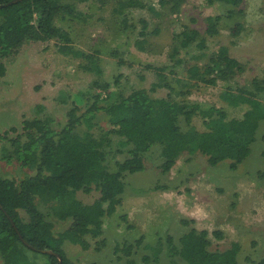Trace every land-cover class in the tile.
I'll list each match as a JSON object with an SVG mask.
<instances>
[{"label":"rangeland","instance_id":"374dc122","mask_svg":"<svg viewBox=\"0 0 264 264\" xmlns=\"http://www.w3.org/2000/svg\"><path fill=\"white\" fill-rule=\"evenodd\" d=\"M141 1L153 6L160 15L156 17L139 8L125 10L128 21L123 28V16L115 12L114 2L105 0L101 4L89 0L77 4L79 19L57 20L69 32L75 49L84 54L98 52L95 66L100 72L85 70L87 63L83 59L61 56L54 41L25 43L2 59L6 74L0 79L1 177L19 182L33 175L20 167L10 145L15 139L24 141L22 122L48 117L55 130H61L68 111L76 107L80 115L94 102L93 96L99 95L100 100L104 97L95 82L108 84L111 92L119 89L128 94L134 89H146L155 98H166L168 90L155 85L157 77L146 68L148 65L166 67L164 75L177 101L215 106L224 111L227 120L242 118L249 107L229 105L221 96L227 88L233 94L241 89L254 91V79L264 82V0L242 1L243 29L237 38L231 37V22L226 20L219 22L218 35L205 34V19L224 13L225 6L220 7L219 3L208 5L207 0H184L174 13L160 7L159 0ZM142 20L148 24L145 37H139ZM186 30L197 31L199 38L205 39L206 47L181 50L177 58L184 63L175 66L170 53ZM137 40H144V51L135 47ZM221 47L241 64L242 73L234 75L231 81H218L214 87L188 86L183 67L203 66ZM261 86L263 91L254 93L264 104V84ZM104 116L98 112L93 119L90 132L96 138L109 130ZM193 124L197 130H204L199 118ZM113 139L108 162L115 169V162L127 156L128 147H118L117 138ZM249 149L248 157L234 172L230 171L228 161L211 167L206 157L197 154L191 161L188 155L180 156L172 169L163 173L158 167L159 147H153L144 156L142 172L124 174L123 202L112 216L104 218L102 236L91 241L87 251L67 244V258L75 264H170L173 259L184 264L179 258H168L165 241L171 237L172 243L179 245V238L195 229L208 233L221 231L223 239L211 238V249L225 250L231 243H238V264H248L246 258L257 264L264 259V157L261 154L264 121L259 123ZM76 198L83 204H91L98 194L78 192ZM71 225V221L56 222L53 233L63 232ZM101 240L104 243L96 245ZM125 244L133 246L130 256L115 250L116 245Z\"/></svg>","mask_w":264,"mask_h":264},{"label":"trees","instance_id":"16d2710c","mask_svg":"<svg viewBox=\"0 0 264 264\" xmlns=\"http://www.w3.org/2000/svg\"><path fill=\"white\" fill-rule=\"evenodd\" d=\"M12 1L0 0V79L6 74L2 59L28 42L54 41L61 56L83 59L87 63L85 70L100 72L95 66L98 52L84 54L75 49L69 32L57 24L58 19L66 17L79 19L81 13L77 4L89 0ZM96 1L105 3V0ZM110 1L115 3V12L123 16V28L128 21L125 10L139 8L153 16L160 15L153 6L141 0ZM183 1L159 0V5L175 13ZM242 1L207 0L208 5L219 3L225 9L224 13L205 19V34L209 37L218 35L219 22L226 20L231 22V37H239L243 29L240 18L244 13L240 8ZM140 23L139 37H145L148 24L144 20ZM144 45V40L135 42L139 51H144ZM190 46L203 50L205 39L199 38V33L194 30L182 32L169 57L175 66L184 63L177 55ZM146 68L155 73L158 80L155 85L168 90L166 98H155L146 89H134L128 94L119 89L111 92L108 84L95 82L104 97L100 100L99 95L93 96L94 102L80 115L76 107L68 111L66 124L61 130H55L48 117L22 122L24 141L15 139L10 145L20 167L33 175H27L19 182L0 176L2 264H75L67 258L65 246L70 244L87 251L90 242L102 236L104 218L112 216L123 202L124 174L142 172L144 156L155 146L160 150L158 167L163 173L169 172L183 155L190 156L188 161L194 155H202L211 167L228 161L232 172L248 157L259 123L264 121V104L254 93L263 91L261 84L264 82L254 79V91L241 89L238 94L227 88L221 97L229 105L245 104L249 107L241 119L227 120L224 111L215 106L174 99V89L164 75L166 67L148 65ZM183 68L188 86L202 84L207 87L216 86L218 81H231L243 70L237 60L228 56L225 47H221L203 66L188 64ZM98 112L105 115L109 130L96 138L90 129ZM195 118L202 121L204 130H197L193 124ZM113 137L117 138L118 147H128L127 156L115 162V169L108 162ZM261 154L264 157V150ZM78 192L86 195L95 192L98 198L91 204H83L76 198ZM66 221H71L72 225L54 234V223ZM223 237L218 230L208 233L195 229L184 233L178 240L179 245L167 237L168 258H179L184 264H238V243H231L225 250L211 249V238L219 241ZM103 243L101 240L96 245ZM115 250L130 256L133 246L116 245ZM246 262L254 264L247 258ZM170 264H178V261L173 259ZM257 264H264V259Z\"/></svg>","mask_w":264,"mask_h":264},{"label":"water","instance_id":"95a60500","mask_svg":"<svg viewBox=\"0 0 264 264\" xmlns=\"http://www.w3.org/2000/svg\"><path fill=\"white\" fill-rule=\"evenodd\" d=\"M11 3H16V0L12 1ZM10 3V4H11ZM12 226L14 227V225L12 224ZM14 230L16 231V228L14 227ZM17 232V231H16ZM18 237L21 239V236L18 234Z\"/></svg>","mask_w":264,"mask_h":264}]
</instances>
